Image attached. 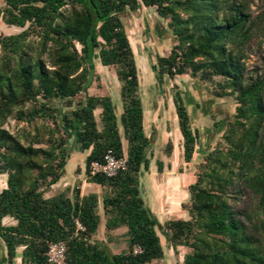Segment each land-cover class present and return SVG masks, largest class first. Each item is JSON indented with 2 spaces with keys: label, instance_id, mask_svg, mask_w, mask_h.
Listing matches in <instances>:
<instances>
[{
  "label": "trees",
  "instance_id": "trees-1",
  "mask_svg": "<svg viewBox=\"0 0 264 264\" xmlns=\"http://www.w3.org/2000/svg\"><path fill=\"white\" fill-rule=\"evenodd\" d=\"M142 7L154 8L174 37L168 54H156L159 78H218L214 95L235 101L224 141L203 156L188 187L189 201L182 204L188 218L163 224L141 192L152 136L145 132L138 65L121 18ZM0 17L19 29L0 33L5 264L18 256L21 264H50L47 251L56 241L66 243L67 264H151L166 255L162 237L175 252L188 249L182 264H264V69L250 71L246 63V47L264 30V12L258 23L243 0H5ZM98 64L116 71L121 113L111 94L88 93L94 76L101 79ZM174 103L190 164L201 132L180 91ZM11 117L25 125L21 136L4 127ZM70 138L86 154L87 180L102 188L101 198L82 195L78 186L45 195L66 174ZM173 149L169 140L166 154ZM108 150L127 156V168L114 176L92 174V162L103 161ZM157 166L162 172L164 161ZM101 205L107 231L127 229L124 252L113 253L95 238ZM7 216L16 223L5 224Z\"/></svg>",
  "mask_w": 264,
  "mask_h": 264
},
{
  "label": "rangeland",
  "instance_id": "rangeland-1",
  "mask_svg": "<svg viewBox=\"0 0 264 264\" xmlns=\"http://www.w3.org/2000/svg\"><path fill=\"white\" fill-rule=\"evenodd\" d=\"M247 1L250 6V11L253 14V17L259 23V16L264 12V0H243ZM5 0H0V7L3 6ZM150 10L147 12H143L138 10L136 12L131 11L129 9L125 10L121 14L122 21L125 25L127 33L129 34L132 48L134 50L136 61L139 70V78H140V91L141 96L143 98L144 107L147 110L149 115V121H156L157 118L154 119V113L161 107V130L159 131V136L157 138L158 130L155 128V133L151 135V128L147 123L146 133L149 136H152V154H149L150 163L152 164V173L157 170V160L164 161V167L167 168V165L172 168V163L184 161V149H183V138L180 130L175 132L176 125H179L178 117L176 113L175 103L173 102V97H171V89L175 92L177 91V87L180 89V93L183 99L186 102L188 110L192 117L193 127L199 129L201 132L200 139L204 141L205 144L202 146V141L199 143L193 161L190 164L182 163V167L178 170L179 173L187 172L190 175L187 178L188 181L184 183L183 189L188 190L189 185L195 180L196 173L198 172V164L202 161L203 156L210 150H212L216 144L223 142V133L226 128V120L232 117L233 111L235 109V101L232 97H224L218 98L213 93V86L215 81L218 78H214L212 81H201L196 80L189 75L178 76L175 79H170L169 77H164V79H160L158 73L156 71V54L164 55L168 54L174 45V37L173 33L168 27L167 21L163 18L159 17L160 21L163 23V32L160 35L157 31H152V25L150 22L151 17L154 16L156 19L154 8H149ZM145 13V15H144ZM156 22L153 23L155 26ZM161 23V24H162ZM160 24V26H161ZM157 26V25H156ZM19 29H15L13 26H9L5 24L2 17H0V33L11 34ZM161 30V28H159ZM162 31V30H161ZM148 34V39H145V34ZM149 36L153 39H149ZM160 38L163 40L162 42L157 43L155 40ZM247 57L246 63L250 69L252 70H260L263 72V60H264V30L257 29L254 33V37L252 38L250 44L246 47ZM98 73H101V78L106 77L107 83L109 86L113 87L114 82L116 83V88L118 86V95H114L118 106L121 107L120 101V81L117 77L116 71L114 68H105L98 69ZM97 80L94 76L93 81ZM101 83L102 80H101ZM94 85V83H93ZM104 85V84H101ZM177 85V86H175ZM112 89V88H111ZM191 92V94L189 93ZM193 94V95H192ZM172 100V101H171ZM173 102V103H172ZM198 103V104H197ZM30 104H28L29 106ZM199 106V108L197 107ZM63 110V108H62ZM119 112V109H117ZM41 122V121H40ZM170 125V126H168ZM4 127L11 132L15 133L18 136H21L23 133V129L25 125L23 123H18L14 118H9ZM167 127L171 128V137L166 136ZM174 134V135H173ZM180 137V141H177V137ZM171 140L174 143L173 155L170 157L166 154V145L168 141ZM72 146V153H76L78 157L77 164L74 166V162L69 161L66 166V174L64 177L54 185L47 193L46 196L50 197L53 195L60 194L62 192H67V188H72L77 186L76 180L85 179V158L83 159L84 154L82 152L77 151V145L74 142V138H70L69 140ZM177 142V146L175 147V143ZM202 147V148H201ZM181 154V156H180ZM174 158V159H173ZM76 161V159H75ZM170 164V165H169ZM77 169H76V168ZM168 167V168H169ZM4 163L0 157V190H2L6 186L7 172H3ZM3 170V171H2ZM76 170V172H75ZM79 170V172H78ZM81 170L85 173L82 175H77L76 173H80ZM172 171V169H170ZM166 178V176H165ZM164 178V179H165ZM159 181V177L155 174H152V177L149 176V173L143 178V186L145 187V192L148 188L154 186L153 181ZM161 183V182H159ZM72 184V185H71ZM74 184V185H73ZM91 187L97 188V191L102 195L101 189L99 186L91 183ZM99 189V190H98ZM149 192V189L147 190ZM88 191L87 193H89ZM93 192V191H91ZM95 192V191H94ZM143 192V196L145 195ZM189 192V190H188ZM70 194V193H69ZM190 196L187 199H183L184 201H189ZM180 211L176 214H169L171 212H167L166 214L171 216L170 218H188V213L183 208H179ZM171 211V210H170ZM159 219L162 222H165V217L162 214L158 215ZM5 224H8L5 222ZM103 225H101L98 229V234H101L103 231ZM119 244L120 246L127 247V242H125L126 238L120 236ZM163 243L165 245L166 255L163 259L155 260L151 264H182L185 253L188 251L185 247H179L178 252H175L173 249L167 247L165 238L162 237ZM119 246V247H120ZM3 248V252L5 253V248L2 240L0 239V250ZM22 250V247L19 248V252ZM124 249L119 250L118 252H123ZM1 252V251H0ZM22 252V251H21ZM20 252V253H21ZM20 256L16 258L15 264H21ZM1 264V261H0ZM2 264H5L3 260Z\"/></svg>",
  "mask_w": 264,
  "mask_h": 264
},
{
  "label": "crops",
  "instance_id": "crops-1",
  "mask_svg": "<svg viewBox=\"0 0 264 264\" xmlns=\"http://www.w3.org/2000/svg\"><path fill=\"white\" fill-rule=\"evenodd\" d=\"M139 10H141L143 12H147V10L149 11L150 9L149 8H146V7H142ZM155 14H156V17L159 16L156 12H155ZM144 15H145V13H144ZM159 17H157L158 19H156L154 16H152L150 22H152L151 23V25H152V31H157L160 35H162L161 32H163V29L164 28H163V23L160 21ZM157 20H158V22L160 21L162 24L161 23H156L155 26H154L153 23L156 22ZM160 24H161V26H160ZM159 28H161L162 31L159 30ZM147 37H148V34L146 33L145 34V39ZM149 39L152 40L153 38L149 36ZM155 41L157 43H159V42H162L163 40H160V38H158ZM102 68L105 69V68H108V67H103L102 65L98 64V69L101 70ZM101 80H102L103 83H101ZM107 80L108 79L104 76L101 79H99V81L95 80L94 82H92V84H91V86H90V88L88 90V93L89 94H95V95L96 94H98V95L111 94L113 97H114L115 94H117L118 100H119L118 89H117L118 86L116 88V83L115 82H114L113 87L109 86V84L107 83ZM93 83H94V85H93ZM101 84H104V85H101ZM176 89H177V91H180V89L178 87ZM189 93L191 94V92H189ZM170 94H171V97H173L172 99H173V102H174V91L172 89H171V93ZM197 107L199 108L198 105H197ZM118 109H119V113H121V107H119ZM161 111L162 110H161V107H160V109L157 110V112L153 114V116H155L154 119L157 118L156 121L154 120V121L150 122L148 120L149 119V115L147 113V110L144 107V125H145V129L148 126L147 125V123H148L149 124V127L152 130L150 134L153 135L155 133V128H156V130H158L157 138L156 139H158L159 131L162 128L161 127V122H160ZM97 112H100V109H98ZM168 126H170V125H168ZM179 130H180V127L177 124L176 125V129H175V132H178ZM145 132H146V130H145ZM165 132H166V136L169 137V139H170L171 133H172L171 132V128L170 127H167V130ZM180 132H181V130H180ZM147 135L149 136V134H147ZM177 139H178L177 141H180V137L179 136L177 137ZM203 142L204 141H202V144H201L202 146L205 145ZM177 145L178 144L176 142L175 143V147ZM77 151H78V146H77ZM78 152H80V151H78ZM83 154H84V156H83V159H84L86 154L85 153H83ZM171 155H173V153ZM77 156H79V155H76V153L75 154L72 153L71 154V158L69 159V161L74 162V166H75V164H77L76 163L77 160H78V157ZM180 156H181V154H180ZM75 159H76V161H75ZM183 162L184 161H181V160L178 163L177 162H174V163H172L173 164L172 165V168H170L167 165V168L164 167V170L162 172L157 171L156 173H155V170H154L153 173H152V171H150V169H152V164L150 163V169H149V171L143 172L141 174V180H143V178L148 173H149V176H151V177H152V174L153 175L155 174L157 177H159V181H156L155 182V180H154L153 181V183H154L153 185L154 186L148 188L149 189V192L147 191L148 189L145 192V187L143 186V183H142V185H141V192H142V195H143V192H145V195L146 196H144V199L146 201V204L152 210V212L157 217H158L159 214L164 215V217L166 219L165 222L167 220H169V219H172V218H170L171 216L167 215L168 214L167 212H171L169 214H173V213L176 214V213H178V211H180L179 208H181V209L183 208L182 207V204L187 202V200L184 201L183 199L184 198L187 199L189 197V192H188V190L183 189V185H184V183H186V181H188L187 178H189L190 175L187 174V172H184V173L182 172V173H179V175H178V170L182 167L181 164ZM184 163H186V162H184ZM170 169H172V171H170ZM157 170H158V168H157ZM75 172H76V170H75ZM78 172H79V170H78ZM78 172L76 173L77 175L85 174L82 170H81L80 173H78ZM165 176H166V178H165ZM159 182H161V183H159ZM76 183H77V186L80 188L82 195L92 193L91 191H93V192L95 191V192H97L99 194V197L101 198L100 192L97 191V188L98 187L96 188V190H95V188L91 187L92 186L91 185V182H88L86 176H85V179H83V180H80V179L76 180V182L74 184H76ZM92 184H94V183H92ZM96 186H98V185H96ZM100 189H101V192H103V190H102L101 187H100ZM88 191H90V192L87 193ZM99 208H100L99 212L102 215V224L101 225L104 224V226H103L104 229H103V231H102L101 234H98V231H97V234H96L95 238L97 240H99V241H104L107 244V246L112 250L113 253H119L118 251L121 250V249H124V251H125L126 250V247L120 246L119 241H120V238H121L120 236H122V237L126 238L125 242H127V245H128L129 235H128L127 229L125 227H122V228L115 229V230H112V231H107L106 228H105V217H104V210L102 208V205ZM158 219H159V217H158ZM159 221L162 224L164 223L160 219H159ZM4 222H7L8 224H15L16 223V221L12 217H10V216L5 217ZM0 251H1L0 252V261H1V264H2L3 259H1V256L4 253L3 252V248ZM20 261H21V258H20Z\"/></svg>",
  "mask_w": 264,
  "mask_h": 264
},
{
  "label": "built area",
  "instance_id": "built-area-1",
  "mask_svg": "<svg viewBox=\"0 0 264 264\" xmlns=\"http://www.w3.org/2000/svg\"><path fill=\"white\" fill-rule=\"evenodd\" d=\"M127 156H117L112 150H108L103 161H94L91 164V173H102L107 176H114L120 170L127 168ZM79 229H84V226L77 220ZM66 243L64 241L52 242L47 251V257L50 264H67L66 260ZM134 251L141 252L142 248L139 245L135 246Z\"/></svg>",
  "mask_w": 264,
  "mask_h": 264
},
{
  "label": "water",
  "instance_id": "water-1",
  "mask_svg": "<svg viewBox=\"0 0 264 264\" xmlns=\"http://www.w3.org/2000/svg\"><path fill=\"white\" fill-rule=\"evenodd\" d=\"M4 171L3 172H7V169L4 167V169H3ZM3 262V261H2Z\"/></svg>",
  "mask_w": 264,
  "mask_h": 264
}]
</instances>
